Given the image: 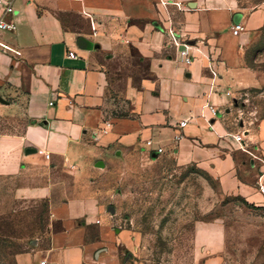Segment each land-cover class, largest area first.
<instances>
[{
	"label": "crops",
	"instance_id": "crops-1",
	"mask_svg": "<svg viewBox=\"0 0 264 264\" xmlns=\"http://www.w3.org/2000/svg\"><path fill=\"white\" fill-rule=\"evenodd\" d=\"M12 5L4 18L14 29L0 32V42L21 56L0 50V239L8 237L1 222L15 221L19 210L49 212L46 233L14 255L16 264H123L128 235L88 180L103 163L134 155L196 165L223 194L264 210L261 174L250 184L237 173L240 144L233 135L241 127L231 121L238 96L262 83L243 67L241 54L245 34L264 27V11L245 14L237 0ZM64 17L79 23L68 27ZM237 23L245 30L239 36L232 33ZM185 45L190 64L181 57ZM254 153L262 173L264 150ZM258 223L245 228L259 235ZM228 226L223 218L196 223L204 264H235Z\"/></svg>",
	"mask_w": 264,
	"mask_h": 264
},
{
	"label": "rangeland",
	"instance_id": "rangeland-1",
	"mask_svg": "<svg viewBox=\"0 0 264 264\" xmlns=\"http://www.w3.org/2000/svg\"><path fill=\"white\" fill-rule=\"evenodd\" d=\"M237 5L245 14L264 11V0H237ZM64 23L76 27L79 20L64 17ZM241 56L243 67L262 83L243 91L233 109L231 121L241 127L238 131L245 140L235 158L239 178L257 184L262 163L254 150L257 146L264 150V27L245 34ZM96 168L88 180L93 197L115 209L110 214L117 215L116 226L128 235V246L120 248L123 264H204L194 241L195 225L217 218L231 227L228 243L235 264H264V231L258 229V235L245 228L257 222L264 225V210L247 208L240 195L223 194L207 171L196 165L180 167L171 157L140 155ZM48 217L49 212L39 207L19 210L15 221H2L8 237L0 239V264H16L14 255L31 249V242L46 233Z\"/></svg>",
	"mask_w": 264,
	"mask_h": 264
},
{
	"label": "built area",
	"instance_id": "built-area-1",
	"mask_svg": "<svg viewBox=\"0 0 264 264\" xmlns=\"http://www.w3.org/2000/svg\"><path fill=\"white\" fill-rule=\"evenodd\" d=\"M24 1L29 2L31 0H24ZM12 2H13V0H0V3L2 5V9H3V17L0 19V32H6V31H10V30L14 29V26L4 18L6 15H11L14 13V8L12 5ZM243 31H244V25L242 23H237L232 28V33L235 36H239ZM173 39L175 42L178 41L176 37H173ZM178 45H180V44H178ZM0 50L12 53L16 56H21L20 51L13 50L9 46H7L1 42H0ZM69 57L76 58L77 56L74 53L70 52ZM181 57H182V59L185 60V62L187 64L191 63V58L189 56V50H188V47L186 45L184 46V50L181 51ZM227 96L231 97L232 93L228 92ZM51 105H53V103H51ZM210 112L215 117L218 115V111L212 106L210 107ZM106 127L107 128L105 129V131L111 127V123H107ZM233 139L236 143H238L240 145H243L245 143V140H244L241 132L234 134ZM147 145L151 146V142H148ZM157 152L161 154V153H163V150L158 149ZM258 190H259V193L264 196V172H262L260 175V179H259V183H258ZM41 264H46V262L43 261V262H41Z\"/></svg>",
	"mask_w": 264,
	"mask_h": 264
},
{
	"label": "water",
	"instance_id": "water-1",
	"mask_svg": "<svg viewBox=\"0 0 264 264\" xmlns=\"http://www.w3.org/2000/svg\"><path fill=\"white\" fill-rule=\"evenodd\" d=\"M85 40L84 39H80L79 40V42H78V45L81 47V48H85ZM109 212L111 213V214H114L115 213V209L113 208V207H110L109 208Z\"/></svg>",
	"mask_w": 264,
	"mask_h": 264
},
{
	"label": "trees",
	"instance_id": "trees-1",
	"mask_svg": "<svg viewBox=\"0 0 264 264\" xmlns=\"http://www.w3.org/2000/svg\"><path fill=\"white\" fill-rule=\"evenodd\" d=\"M249 207H252V206H250V205H248Z\"/></svg>",
	"mask_w": 264,
	"mask_h": 264
}]
</instances>
